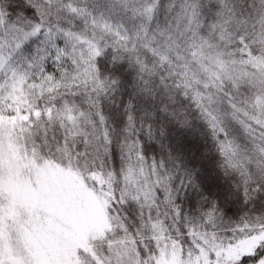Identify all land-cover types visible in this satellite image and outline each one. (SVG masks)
<instances>
[{
    "label": "snow or ice",
    "instance_id": "snow-or-ice-1",
    "mask_svg": "<svg viewBox=\"0 0 264 264\" xmlns=\"http://www.w3.org/2000/svg\"><path fill=\"white\" fill-rule=\"evenodd\" d=\"M0 264H264V0H0Z\"/></svg>",
    "mask_w": 264,
    "mask_h": 264
}]
</instances>
